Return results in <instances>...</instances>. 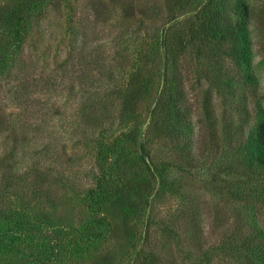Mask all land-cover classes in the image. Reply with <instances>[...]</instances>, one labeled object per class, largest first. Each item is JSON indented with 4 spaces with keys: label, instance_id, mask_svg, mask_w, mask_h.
<instances>
[{
    "label": "rangeland",
    "instance_id": "obj_1",
    "mask_svg": "<svg viewBox=\"0 0 264 264\" xmlns=\"http://www.w3.org/2000/svg\"><path fill=\"white\" fill-rule=\"evenodd\" d=\"M78 1L94 13L103 11L102 0ZM110 1L113 5L126 2L128 24L136 28V34L125 24L124 39L135 41L121 44L119 32L99 26L98 41L90 35L93 44L87 51L100 48V54L116 56L121 49L115 58L119 67L115 76L127 83L131 70L124 61L138 58L145 39L144 49L153 50L147 58L154 81L145 93L142 113L123 119L105 134L104 141L94 143L97 136L90 138L92 131L78 136L73 133L78 123L61 117L72 110L64 95L57 105L61 113L54 127H49L47 139L28 138L19 143L9 133L0 138V264H151L154 260L155 264H259L254 253L249 256L240 246L232 248L234 225L251 206L260 210L259 224L264 227V174L254 175L260 171L251 172L243 156L222 150L213 137L222 138L223 114L231 118L233 127H241L246 138L249 125H255L264 112V0H243L252 11L250 20L239 11L238 0H171L166 68L159 64L163 52L158 48L161 18L167 15L164 0H134L136 7L145 5V15L141 8L130 10L133 0ZM218 15L232 20L240 38L237 48L225 36L223 21H216ZM41 16L40 23L32 24L27 46L36 50L34 56L49 46L45 57L55 58L54 49H63L55 45L67 30L65 8L53 4ZM75 29L83 36V28L77 25ZM80 42L79 38L77 46ZM42 58L47 72L61 65L48 61L47 68V59ZM65 58L62 52L56 60ZM166 71L169 81L165 84ZM173 85L184 88L182 103L187 101L181 136L175 132L178 113L170 100ZM11 108L9 113H14ZM134 125L140 126L153 167L163 173V180H151L136 147L127 137H120ZM201 129L214 136L201 139ZM50 162L59 163L56 168L62 172H48ZM94 168L125 174L127 181L147 191L141 199L133 195L130 207L107 195L92 201L84 189L94 180ZM192 208L200 210L195 215L199 233L191 227ZM198 241L202 249L195 247ZM52 253L57 257H51ZM44 258L50 261L43 263Z\"/></svg>",
    "mask_w": 264,
    "mask_h": 264
},
{
    "label": "trees",
    "instance_id": "obj_2",
    "mask_svg": "<svg viewBox=\"0 0 264 264\" xmlns=\"http://www.w3.org/2000/svg\"><path fill=\"white\" fill-rule=\"evenodd\" d=\"M111 2L110 0H102L103 11L94 13L90 11L87 5L78 0H0V138L9 133V136L12 135L14 141L19 143L28 138L34 141L47 139L50 134L48 133L49 127H54L53 122L61 113V108L57 105L59 98L64 95H67L72 110L68 113L64 111L66 113L61 117L68 120L72 118L78 123L73 129L75 131L73 133L78 136L92 131L90 138L97 136L93 139L94 143L104 141L105 134L113 130L114 125L120 126L123 119L141 115L145 93L148 91V86L154 81V77L151 76L152 71L148 67L150 60L147 58L148 54L153 53V50L150 49L149 52L151 53H149L147 49H144L145 39H143V46L141 45L143 49L138 50V44H136L135 52L138 50V58L134 61L132 59L124 61L127 63L126 68L131 70L127 83L121 82L122 79H117L115 76L119 68L115 58L121 49L116 51V56L100 54V48L94 49L93 47L94 50L92 49L89 54L87 51L92 48L93 44L92 40H88L90 35L94 34L95 39L93 41H98L99 34H97L96 29L99 26L105 30L109 28L111 32H119L118 35L122 39L121 44H124L126 40L135 41L133 37L124 39L127 30L130 28V32L136 34V28L128 24L130 14H125L126 2L124 1L123 5H117L118 3L113 5ZM53 4L56 6L63 5L65 8L67 30L60 42L55 45L56 47L60 44L63 49L54 47V51L57 53L55 58L45 57L50 51L47 49L50 48L48 46L37 57L34 56L36 50L27 46L33 30L32 24L35 21L40 23L44 10ZM110 6L113 8L108 12ZM114 6L116 7L114 8ZM144 6L142 4L136 7L133 0L129 8L130 10H134L135 7L141 8L144 14ZM163 6L167 9V15L161 18L164 22L160 28L158 48L161 53L163 52L159 64L166 68V60L168 59L165 52L167 46V38L165 37L170 27V16L173 10L171 0H164ZM238 7L244 18L250 20L252 15L250 6L243 0H238ZM144 15L142 16L143 19H145ZM218 20H222L223 23ZM216 21L222 23L225 36H228L231 45L237 48L240 45V38L238 32L234 30L232 20L226 15H218ZM125 24L128 28L123 31ZM77 25L85 30L83 36L79 37L75 29ZM153 36L151 39L154 41L155 36ZM79 38L81 42L77 46ZM62 52L66 53V58L59 62L56 58ZM41 58L44 61L47 59V68L49 62L53 65L60 63L61 65L51 72H47ZM163 77L166 84L169 81L168 71ZM183 90L184 88H177L173 85L170 98L172 108L178 113L175 132H179L180 136L185 133L183 108L187 103V101L182 103L184 101H182L183 97L181 96ZM165 91L166 88L164 87L163 94ZM251 98L250 104H254V99ZM257 104L258 100L255 105ZM8 107H12L11 109H14L15 112L9 113ZM258 107L261 110V106ZM205 109L209 110L207 107ZM210 120L212 123L216 121L213 119V115L210 116ZM220 120L222 121L223 135L220 140L216 139V136L213 137L217 144L222 146V150L243 156L251 172L260 171V173L253 172L254 175L264 174V112L261 113L260 119L255 125H249V133L246 138L239 125L233 127L232 120L227 114H223ZM31 132L34 137L31 136ZM207 135L214 136L209 130H206L205 134V131L201 129V139ZM102 136L103 139L98 140ZM120 137H127L129 143L136 147L141 161L149 171L151 180L155 182L163 180V173L155 166L153 167L150 147L140 133V126L134 125L126 132L122 131ZM10 153L13 154L14 151H10ZM97 155L101 156L100 152ZM101 164L103 165V163ZM58 165L60 164L50 162L46 170L48 172L55 171L59 174L62 171L56 168ZM94 165L101 168L98 162H95ZM92 173L94 180L89 187L84 189V195H87L92 201L95 198L98 199L99 196L107 195L111 198L115 197L119 204L130 207L133 206V195H137L138 199H141V193L147 191V188L143 189L133 180L127 181L126 175L122 173L118 175L108 174L103 170L98 172L96 168ZM150 197L149 193L146 198L147 207L150 205ZM192 210L194 215L192 216L191 227L199 233L200 225L196 222L195 215H198L200 210L196 211L193 208ZM192 210H189L191 215ZM259 212V209L251 206L248 214L236 221L233 230L235 243L232 249L234 251L240 246L245 254L253 256L254 253L255 257L259 259V264H264V227L259 224ZM15 217L17 219L16 224L20 225L18 215L16 214ZM150 235L147 236V241H149ZM195 247L202 249L201 242L198 241ZM52 248L61 249L60 246H52ZM54 256L57 257L56 253L51 254V257L55 258ZM46 261H50V259L44 258L42 262ZM151 264H155V260ZM246 264L255 263L250 261Z\"/></svg>",
    "mask_w": 264,
    "mask_h": 264
}]
</instances>
